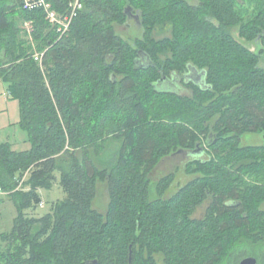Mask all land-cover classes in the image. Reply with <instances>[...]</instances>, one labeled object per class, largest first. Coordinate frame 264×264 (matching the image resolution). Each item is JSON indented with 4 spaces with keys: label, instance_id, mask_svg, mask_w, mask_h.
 Instances as JSON below:
<instances>
[{
    "label": "trees",
    "instance_id": "obj_1",
    "mask_svg": "<svg viewBox=\"0 0 264 264\" xmlns=\"http://www.w3.org/2000/svg\"><path fill=\"white\" fill-rule=\"evenodd\" d=\"M72 1L48 3L63 16ZM80 2L62 32L44 8L0 0V80L30 144L0 143V199L16 210L0 234V264L251 257L235 253L264 245V0ZM131 20L142 31L133 43L116 32ZM244 134L263 143L242 146ZM181 151L195 156L184 164L189 179L167 196L175 175L154 184L150 175ZM57 181L66 197L32 215L39 191ZM98 182L105 214L92 207Z\"/></svg>",
    "mask_w": 264,
    "mask_h": 264
},
{
    "label": "rangeland",
    "instance_id": "obj_2",
    "mask_svg": "<svg viewBox=\"0 0 264 264\" xmlns=\"http://www.w3.org/2000/svg\"><path fill=\"white\" fill-rule=\"evenodd\" d=\"M135 23L136 22L131 20L125 26H116V32L123 38V40L133 43L136 38H140L142 32ZM22 29L26 31L24 26ZM232 34L250 51L255 53L258 52V44L255 42L247 43L245 40L239 39L236 29L232 30ZM167 36H169V31L165 29L163 31H158L156 38ZM259 66L264 68V56L261 57ZM19 119V103L16 99L11 97L7 91V85L0 80V143L8 142L12 145L13 150L26 151L30 148V144L28 142L27 134L19 127ZM262 143L263 135L260 134H244L241 138L242 146H258ZM193 157L195 158V156H191L190 153L181 151L161 160L151 173L150 182L154 184L162 177L173 173L175 175V181L172 189H170L167 193V196H170L174 191H176L177 186L183 185L188 181L189 177L184 174L183 168L185 162L189 159H193ZM39 193L42 205L36 209L35 213L32 214L36 215V217L43 216L50 211L52 203L66 197L60 189L58 181L51 190H40ZM108 202L109 198L106 183L98 182L96 186V196L92 207L99 213L105 214ZM261 208L264 210V203L261 205ZM201 212L197 213V217L201 215ZM15 216L16 210L13 203L8 199V197H2L0 199V234L11 230ZM263 249L264 245L252 246L250 247V251L242 248V251L235 253V259L247 254V256L255 258L258 264L259 260L264 261ZM231 256L232 254L226 258L223 264H230Z\"/></svg>",
    "mask_w": 264,
    "mask_h": 264
},
{
    "label": "built area",
    "instance_id": "obj_3",
    "mask_svg": "<svg viewBox=\"0 0 264 264\" xmlns=\"http://www.w3.org/2000/svg\"><path fill=\"white\" fill-rule=\"evenodd\" d=\"M23 3V7L25 9H33L37 7H42L47 12V19L52 26H58V31L65 32L68 30L69 23L72 17L75 15V12L82 9V3L80 0H73L69 5V13L67 15L60 16L54 11L50 10V4L48 0H20ZM26 32L30 34L31 25L29 23L24 25ZM34 58L36 60H40V55L35 54ZM4 195L3 192L0 191V196Z\"/></svg>",
    "mask_w": 264,
    "mask_h": 264
},
{
    "label": "water",
    "instance_id": "obj_4",
    "mask_svg": "<svg viewBox=\"0 0 264 264\" xmlns=\"http://www.w3.org/2000/svg\"><path fill=\"white\" fill-rule=\"evenodd\" d=\"M125 13L135 20H137V18H138L136 15L131 14L130 8H127L125 10ZM191 73H192V76H195L194 74H196L194 69H191ZM191 78H193V77H191ZM194 78H196V80H198V78L196 76ZM91 264H95V263H91ZM237 264H257V260L253 257H245V258L241 259Z\"/></svg>",
    "mask_w": 264,
    "mask_h": 264
}]
</instances>
